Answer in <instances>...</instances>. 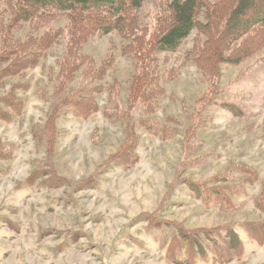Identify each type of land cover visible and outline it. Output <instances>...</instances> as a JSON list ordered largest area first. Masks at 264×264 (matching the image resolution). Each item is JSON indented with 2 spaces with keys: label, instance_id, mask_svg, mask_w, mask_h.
I'll return each instance as SVG.
<instances>
[{
  "label": "rangeland",
  "instance_id": "374dc122",
  "mask_svg": "<svg viewBox=\"0 0 264 264\" xmlns=\"http://www.w3.org/2000/svg\"><path fill=\"white\" fill-rule=\"evenodd\" d=\"M169 1L147 0L130 14L143 42ZM233 1L203 0L197 29L177 53L160 56V70L176 65L179 73L129 153L128 126L142 113L127 109L119 121L102 113L118 105V92L128 100L135 74L121 52L128 41L115 30L83 36V54L98 63L114 58L97 84L119 90H102L94 96L100 110L77 117L59 104L82 71L57 91L67 22L43 23L60 31L59 41L0 88V98L13 91L22 100L15 111L0 104V264H264V233L246 228L264 224V28L245 27L247 17L229 23ZM85 23L74 25L88 31ZM36 31L26 25L15 36ZM229 228L241 242L231 250L218 239ZM206 231L215 240L199 248Z\"/></svg>",
  "mask_w": 264,
  "mask_h": 264
},
{
  "label": "trees",
  "instance_id": "16d2710c",
  "mask_svg": "<svg viewBox=\"0 0 264 264\" xmlns=\"http://www.w3.org/2000/svg\"><path fill=\"white\" fill-rule=\"evenodd\" d=\"M1 1L5 9L0 10V88L6 85L4 80L34 68L39 63L43 53L59 41L60 31L52 27L44 28L43 26L46 25L43 23L49 22L48 20L51 19L55 21L64 19L67 22L65 26L68 36L65 39V52L59 60L60 84L57 91L65 90L66 85L74 80L75 74L82 71L80 85L64 95L59 104L64 108L73 109L77 117L88 118L98 112L100 108L94 96L102 90L110 93L113 87L118 88L114 84L109 85L108 88H103L97 84V82L104 80L114 58L109 57L102 63H98L93 61L92 57L83 54L81 46L84 43L83 39L86 38L83 36H96L97 33L108 34L115 30L122 39L128 41V44L123 45L121 49L123 55H130L135 66L128 100L124 104L117 91L118 105L108 109L107 104L102 109V113L109 120L116 121L130 117L131 113L126 116L127 109L142 113L136 124L128 126L129 139L127 138L124 149L128 150L129 153V149L136 151L137 146H139L137 145L139 144L137 129L147 130L153 126L148 116H154L158 110L159 101L167 95L164 84L174 79L179 73V68L176 65L168 68L167 71L160 70V56L177 53L191 32L197 29V15L203 0H170L163 7H160V14L164 16V19L159 18L160 22L156 26L155 33L153 36L145 38L144 42L141 40L144 37L141 30L133 29L134 21L130 14L133 11H141L147 0H0V5ZM232 3L227 20L235 28L240 26L243 17L248 18L245 27L264 28V0H234ZM78 19L87 23L88 31L85 29L79 31L75 28L74 23ZM161 22L164 23L160 24ZM26 25L37 28V31L33 34L26 33L22 37H16L17 30ZM192 52L187 54L190 61L195 60L192 57ZM217 56L219 57V52ZM88 74L90 75L88 76ZM17 89L29 91L30 87L29 85H20ZM213 92L214 88L211 89L208 96L209 100ZM16 95L11 91L7 96L0 98V104L15 111L22 102L21 98ZM204 101L208 100L204 98ZM227 106L228 110L236 115H245L239 106L233 104ZM208 109V106H205V112ZM53 114L56 119L57 109ZM160 133L163 136L165 131L162 130ZM250 170L251 168L248 166L243 167V173L246 177L250 176ZM192 189L199 191L201 188L197 185L193 186ZM261 201L262 199L258 203ZM246 228L264 233V224L253 227L246 226ZM225 233L224 239L220 236L218 239L224 241L228 250L240 246L241 242L233 230L229 228ZM205 235L203 238L202 236L198 237L201 239V243H198L199 248L204 246L202 239L207 240L206 242L215 240L212 232L206 231Z\"/></svg>",
  "mask_w": 264,
  "mask_h": 264
}]
</instances>
